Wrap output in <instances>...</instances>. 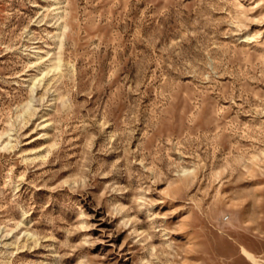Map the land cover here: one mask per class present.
I'll use <instances>...</instances> for the list:
<instances>
[{"label":"rangeland","instance_id":"374dc122","mask_svg":"<svg viewBox=\"0 0 264 264\" xmlns=\"http://www.w3.org/2000/svg\"><path fill=\"white\" fill-rule=\"evenodd\" d=\"M0 264H264V0H0Z\"/></svg>","mask_w":264,"mask_h":264}]
</instances>
